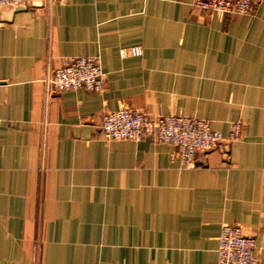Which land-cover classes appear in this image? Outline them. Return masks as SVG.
I'll return each mask as SVG.
<instances>
[{"label": "crops", "instance_id": "0c3cea01", "mask_svg": "<svg viewBox=\"0 0 264 264\" xmlns=\"http://www.w3.org/2000/svg\"><path fill=\"white\" fill-rule=\"evenodd\" d=\"M255 4L227 17L195 0L0 9V264H216L223 223L252 235L264 264V0ZM131 46L141 53L121 57ZM70 56L98 59L101 92L45 91L47 67ZM121 106L205 119L223 140L193 167L151 136L105 141L101 116Z\"/></svg>", "mask_w": 264, "mask_h": 264}, {"label": "built area", "instance_id": "2783aa9c", "mask_svg": "<svg viewBox=\"0 0 264 264\" xmlns=\"http://www.w3.org/2000/svg\"><path fill=\"white\" fill-rule=\"evenodd\" d=\"M35 0H0V9L12 8ZM49 3L50 0H39ZM195 4L220 16L253 14L255 0H195ZM141 53L139 46L121 48V57ZM46 92L84 89L101 92L104 79L95 56L63 57L59 66L47 67L44 77ZM100 130L105 141L129 139L138 141L151 136L157 142L174 147V155L183 167L195 166L197 152L209 151L219 146L223 138L211 129L205 119L183 115H152L121 106L106 111L101 116ZM241 123L229 127L227 142L240 135ZM216 264H257V246L252 235L245 234L238 225L223 223L217 237Z\"/></svg>", "mask_w": 264, "mask_h": 264}, {"label": "water", "instance_id": "95a60500", "mask_svg": "<svg viewBox=\"0 0 264 264\" xmlns=\"http://www.w3.org/2000/svg\"><path fill=\"white\" fill-rule=\"evenodd\" d=\"M36 2H37V1H36ZM23 6H24L23 4H20V5H18V6L13 7V9L21 8V7H23Z\"/></svg>", "mask_w": 264, "mask_h": 264}, {"label": "rangeland", "instance_id": "374dc122", "mask_svg": "<svg viewBox=\"0 0 264 264\" xmlns=\"http://www.w3.org/2000/svg\"><path fill=\"white\" fill-rule=\"evenodd\" d=\"M46 4H48L47 2H45Z\"/></svg>", "mask_w": 264, "mask_h": 264}]
</instances>
